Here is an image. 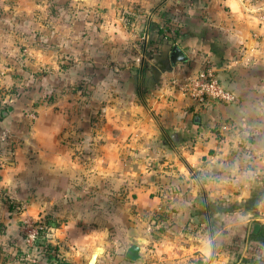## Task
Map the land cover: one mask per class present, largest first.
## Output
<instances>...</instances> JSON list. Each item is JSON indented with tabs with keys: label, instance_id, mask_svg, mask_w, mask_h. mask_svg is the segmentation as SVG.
<instances>
[{
	"label": "crops",
	"instance_id": "obj_1",
	"mask_svg": "<svg viewBox=\"0 0 264 264\" xmlns=\"http://www.w3.org/2000/svg\"><path fill=\"white\" fill-rule=\"evenodd\" d=\"M24 215L38 264H264V0H0V262Z\"/></svg>",
	"mask_w": 264,
	"mask_h": 264
},
{
	"label": "built area",
	"instance_id": "obj_2",
	"mask_svg": "<svg viewBox=\"0 0 264 264\" xmlns=\"http://www.w3.org/2000/svg\"><path fill=\"white\" fill-rule=\"evenodd\" d=\"M171 85L179 93L190 99L198 108L206 107L214 103H235L236 96L218 78L210 59H206L202 68L194 75L183 80H172ZM7 133L2 136L5 141ZM253 180H260L261 173L256 171ZM24 205H20V208ZM23 234L24 252L23 263L38 264V242L48 231V225L42 217H30L24 215L21 221ZM20 261L6 260L0 264H16Z\"/></svg>",
	"mask_w": 264,
	"mask_h": 264
},
{
	"label": "water",
	"instance_id": "obj_3",
	"mask_svg": "<svg viewBox=\"0 0 264 264\" xmlns=\"http://www.w3.org/2000/svg\"><path fill=\"white\" fill-rule=\"evenodd\" d=\"M169 60L171 65H175L177 62L186 60V56L181 51L180 47L177 44L172 45L171 51L169 54ZM10 109V108H9ZM254 230L259 228L260 224L255 222L254 223ZM141 238H134L131 239V241L128 243V246L125 250L124 257L129 261H136L142 257V248H141ZM103 252V248H98L95 253L90 258L89 263L94 264V261L96 259V256L99 253Z\"/></svg>",
	"mask_w": 264,
	"mask_h": 264
},
{
	"label": "trees",
	"instance_id": "obj_4",
	"mask_svg": "<svg viewBox=\"0 0 264 264\" xmlns=\"http://www.w3.org/2000/svg\"><path fill=\"white\" fill-rule=\"evenodd\" d=\"M159 32H160V34L162 35V36H166V30L164 29V28H162V29H159ZM169 40H171V39H169ZM173 41V40H172ZM8 204H9V206H10V208H14V207H17V205H14L13 203H10V200L8 199ZM40 245L38 244V247H39ZM23 253H21V255H19V256H14V257H11V258H7L6 260H11V261H23ZM5 260V261H6Z\"/></svg>",
	"mask_w": 264,
	"mask_h": 264
},
{
	"label": "rangeland",
	"instance_id": "obj_5",
	"mask_svg": "<svg viewBox=\"0 0 264 264\" xmlns=\"http://www.w3.org/2000/svg\"><path fill=\"white\" fill-rule=\"evenodd\" d=\"M20 82H23L24 83V81H20ZM24 85H26V84H22V86H24Z\"/></svg>",
	"mask_w": 264,
	"mask_h": 264
}]
</instances>
